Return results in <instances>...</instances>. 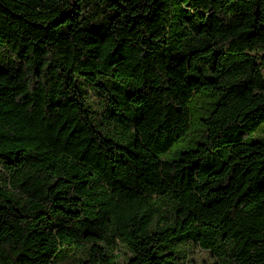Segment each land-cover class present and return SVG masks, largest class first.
I'll return each instance as SVG.
<instances>
[{
	"label": "trees",
	"instance_id": "trees-1",
	"mask_svg": "<svg viewBox=\"0 0 264 264\" xmlns=\"http://www.w3.org/2000/svg\"><path fill=\"white\" fill-rule=\"evenodd\" d=\"M263 68L264 0H0V264H264Z\"/></svg>",
	"mask_w": 264,
	"mask_h": 264
},
{
	"label": "rangeland",
	"instance_id": "rangeland-1",
	"mask_svg": "<svg viewBox=\"0 0 264 264\" xmlns=\"http://www.w3.org/2000/svg\"><path fill=\"white\" fill-rule=\"evenodd\" d=\"M263 72H264V68H263ZM121 250H124L126 251L125 248H121ZM194 251L192 252L191 254V257L196 260V261H200L202 259H208V254L204 251V250H201V249H197V248H194L193 249Z\"/></svg>",
	"mask_w": 264,
	"mask_h": 264
}]
</instances>
